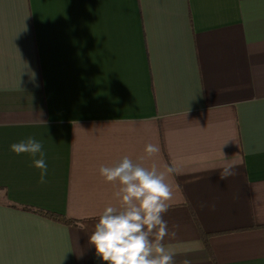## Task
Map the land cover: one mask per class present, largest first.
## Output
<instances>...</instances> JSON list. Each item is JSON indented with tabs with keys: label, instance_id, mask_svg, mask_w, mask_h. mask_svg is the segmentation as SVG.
<instances>
[{
	"label": "crops",
	"instance_id": "1",
	"mask_svg": "<svg viewBox=\"0 0 264 264\" xmlns=\"http://www.w3.org/2000/svg\"><path fill=\"white\" fill-rule=\"evenodd\" d=\"M124 156L176 169L174 264H264V0H0V264H106Z\"/></svg>",
	"mask_w": 264,
	"mask_h": 264
},
{
	"label": "clouds",
	"instance_id": "2",
	"mask_svg": "<svg viewBox=\"0 0 264 264\" xmlns=\"http://www.w3.org/2000/svg\"><path fill=\"white\" fill-rule=\"evenodd\" d=\"M17 155L28 154L33 158V166L40 170V183H46L48 165L43 145L29 137L10 145ZM145 157L151 158L160 151L154 144L145 146ZM259 149L253 151L256 154ZM38 157V158H37ZM232 165L222 168L220 179L234 175ZM172 166L160 170L153 163L150 167L142 162H134L124 156L111 166L102 165L99 174L105 182L115 187L114 198L119 206L104 209L89 237L96 254L106 264H174V254L164 244L169 233L164 214L172 207L176 193L168 177L175 174ZM183 264H190L185 260Z\"/></svg>",
	"mask_w": 264,
	"mask_h": 264
},
{
	"label": "trees",
	"instance_id": "3",
	"mask_svg": "<svg viewBox=\"0 0 264 264\" xmlns=\"http://www.w3.org/2000/svg\"><path fill=\"white\" fill-rule=\"evenodd\" d=\"M32 211H34L35 213H39L46 218H49L51 220H54V221H57L60 223H65V224H74L75 223V221L67 219L65 216H61L59 214L48 213V212H43V211H35V210H32Z\"/></svg>",
	"mask_w": 264,
	"mask_h": 264
}]
</instances>
